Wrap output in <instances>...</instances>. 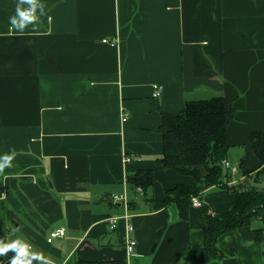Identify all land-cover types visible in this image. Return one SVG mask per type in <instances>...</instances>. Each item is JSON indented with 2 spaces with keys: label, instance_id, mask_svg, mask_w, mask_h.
I'll return each mask as SVG.
<instances>
[{
  "label": "crops",
  "instance_id": "1",
  "mask_svg": "<svg viewBox=\"0 0 264 264\" xmlns=\"http://www.w3.org/2000/svg\"><path fill=\"white\" fill-rule=\"evenodd\" d=\"M36 3V18L21 30L10 17L29 7L26 0H0V156L12 155L0 171V245H27L40 258L31 264L264 261L255 218L218 235L213 256L200 218L226 211L233 188L264 190V163L248 136L264 131V0ZM153 83L162 86L158 97ZM217 95L234 109L225 158L237 173L223 170L228 178L192 195L200 203L190 201L182 217L175 200L157 205L194 181L188 166L159 160L161 113ZM190 168L206 174L202 164ZM148 169L150 186L128 185L126 174ZM122 191L129 217L111 228L109 218L124 209L109 197ZM126 222L136 241L131 252ZM56 227L64 235L47 242ZM15 255L1 254L3 264Z\"/></svg>",
  "mask_w": 264,
  "mask_h": 264
},
{
  "label": "trees",
  "instance_id": "2",
  "mask_svg": "<svg viewBox=\"0 0 264 264\" xmlns=\"http://www.w3.org/2000/svg\"><path fill=\"white\" fill-rule=\"evenodd\" d=\"M234 115V109L226 106L222 96L205 99L188 100L178 113L162 111L159 130L162 139V154L159 160L167 167L180 169L188 166L186 171L194 176V181L178 185L166 192L161 206L175 200L179 214L184 217L191 201L190 196L200 193L210 185L218 184L225 177L226 170L221 165L225 158V127ZM249 140L258 159L264 163V131H253ZM202 164L206 174L202 175L190 167ZM228 178V176H226ZM126 182L135 189H146L152 183V171L140 170L126 174ZM233 201L222 213H201L203 226V246L210 255H216V238L218 235L242 225H248L253 218H259L264 224V190L236 187L232 189ZM258 239L264 238V225L255 229ZM74 264H126L123 260L86 261L77 260Z\"/></svg>",
  "mask_w": 264,
  "mask_h": 264
},
{
  "label": "built area",
  "instance_id": "3",
  "mask_svg": "<svg viewBox=\"0 0 264 264\" xmlns=\"http://www.w3.org/2000/svg\"><path fill=\"white\" fill-rule=\"evenodd\" d=\"M101 40L103 42L113 43L112 42L113 39H109L108 37H104ZM161 90H162V86L160 84L153 83L151 96L152 97H158L161 93ZM128 160H129V157L126 154H123V161L126 162ZM221 165L223 166V168H225L228 171L230 176L233 177L237 173L236 166L233 163H231L227 158H223L221 160ZM136 190L141 191L140 187H137ZM109 198L113 202L118 201L124 209V211H122V213L120 215H115L114 217L109 218L110 227L114 228L116 226L117 218L123 217V218L127 219L129 217L128 212H126V207L128 206V202H127L126 195L123 191L119 192V193H113L110 195ZM199 203H200V200L198 197H196V196L191 197V204L192 205L197 206V205H199ZM132 232H133L132 224L130 222H126L125 232H124V243L123 244H124L125 250L127 252H131L134 248V245L136 244L135 239H133L134 237L132 236L133 235ZM64 233H65L64 228H61V227L53 228L48 232V234L46 236V241L51 242L55 237L63 236ZM261 241L264 243V238ZM3 263H4V258L0 254V264H3ZM260 264H264V261H262Z\"/></svg>",
  "mask_w": 264,
  "mask_h": 264
},
{
  "label": "clouds",
  "instance_id": "4",
  "mask_svg": "<svg viewBox=\"0 0 264 264\" xmlns=\"http://www.w3.org/2000/svg\"><path fill=\"white\" fill-rule=\"evenodd\" d=\"M26 2L29 5L27 9L21 11L18 7L16 15L10 17L11 25L17 29L22 30L26 24L31 23L36 18L35 9L40 6L36 3V0H26ZM42 12L43 9H41V14ZM11 159V154L0 156V171L6 166H11ZM9 249L14 250L16 253V255L11 258L10 264H31V259H40L36 254L29 253L27 245L18 241L0 245V254H3Z\"/></svg>",
  "mask_w": 264,
  "mask_h": 264
},
{
  "label": "rangeland",
  "instance_id": "5",
  "mask_svg": "<svg viewBox=\"0 0 264 264\" xmlns=\"http://www.w3.org/2000/svg\"><path fill=\"white\" fill-rule=\"evenodd\" d=\"M254 221L256 222L257 225L262 226L263 222L261 220H259V218H255Z\"/></svg>",
  "mask_w": 264,
  "mask_h": 264
}]
</instances>
